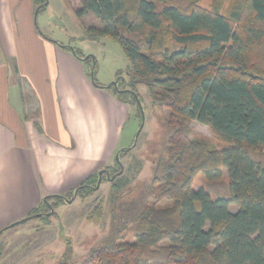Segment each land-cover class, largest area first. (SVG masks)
Segmentation results:
<instances>
[{"label": "trees", "instance_id": "obj_1", "mask_svg": "<svg viewBox=\"0 0 264 264\" xmlns=\"http://www.w3.org/2000/svg\"><path fill=\"white\" fill-rule=\"evenodd\" d=\"M46 1L34 0L36 9ZM224 2L208 8L200 0H80L77 15L99 22L89 27L90 39L112 37L130 62L128 80L120 71L121 87H109L116 97L138 106L143 84L169 114L155 189L131 201L114 196L107 237L81 261L69 246L58 264H264V0H231L223 10ZM91 61L85 59L88 67ZM194 120L225 146L196 134ZM223 168L226 195L195 188L197 176L221 179ZM62 198L46 197L30 215ZM131 225L134 240H124Z\"/></svg>", "mask_w": 264, "mask_h": 264}, {"label": "crops", "instance_id": "obj_2", "mask_svg": "<svg viewBox=\"0 0 264 264\" xmlns=\"http://www.w3.org/2000/svg\"><path fill=\"white\" fill-rule=\"evenodd\" d=\"M36 10L0 0V230L110 167L130 115L83 57L38 32Z\"/></svg>", "mask_w": 264, "mask_h": 264}, {"label": "rangeland", "instance_id": "obj_3", "mask_svg": "<svg viewBox=\"0 0 264 264\" xmlns=\"http://www.w3.org/2000/svg\"><path fill=\"white\" fill-rule=\"evenodd\" d=\"M214 1L200 0L202 6L208 8ZM230 1L225 0L223 10L227 9ZM79 7L80 0H47L45 8L38 11L34 18L38 32L52 41H60L76 48L84 57L91 56L95 61L93 77L97 85L109 87L117 81L120 71H123L120 80H128L125 70L130 62L122 46L108 36L100 40L90 39L89 27L99 26V22L93 16H78L76 11ZM93 59L89 62L92 81ZM109 91L114 93L111 88ZM137 92L142 101L144 118L137 105L124 102L129 107L130 115L120 137L118 151L126 148L120 154V163L116 159V153L110 167H106L108 173L103 172L99 188H96L98 176L72 202L68 201L72 199L76 188L60 200L50 199L39 211L42 215L5 230L0 235V264H58L69 246L73 251V260L81 261L109 234L114 196L131 201L155 189L152 179L166 138L164 123L169 110L152 103L145 85H139ZM191 127L196 134L208 139L215 148L221 149L225 146L224 142L215 138L207 125L194 120ZM222 170V178L213 181H208L205 174H200L195 180V188L205 187L214 198L226 195L229 181L227 170ZM115 185L120 188L115 189ZM149 199L153 201V197ZM167 203V200L160 202L161 205ZM230 209L235 212L237 206L231 205ZM16 231H20L18 236H13ZM9 236L14 243L10 244L6 240ZM124 240H134L132 225L125 233ZM5 241L8 242L7 246H4Z\"/></svg>", "mask_w": 264, "mask_h": 264}, {"label": "water", "instance_id": "obj_4", "mask_svg": "<svg viewBox=\"0 0 264 264\" xmlns=\"http://www.w3.org/2000/svg\"><path fill=\"white\" fill-rule=\"evenodd\" d=\"M37 12H38V10H36V15H37ZM72 50H73V49H72ZM73 51H74V50H73ZM88 58H89V56L83 57L84 60H85V59H88ZM92 59H93V58H92ZM94 64H95V61H94V59H93V65H94ZM93 72H94V67H93V69H92V77H93ZM111 85L117 86V81H114ZM111 85H109V87H111ZM135 97H136V99H137L138 106L140 107V109H141V113H142V116H143V118H144V113H143L142 103H141V101H140V98H139L138 95H135ZM142 127H143V125H142L141 128L139 129V133L141 132ZM136 139H137V138H136ZM135 143H136V141H135ZM135 143L133 144V146L135 145ZM123 149H125V148L120 149V150L117 152V154H116V159H117V161H118L119 163H120V153L123 151ZM103 172L108 173V171H107L106 169H103V170L99 171V173H98L99 179H98V183H97L96 188H99V187H100V183H101V181H102V175H103ZM112 178L114 179V178H115V175H114ZM78 191H79L78 188H76V189L74 190V195H73L72 199H70L68 202H72V201H73V199H74V198L76 197V195L78 194ZM45 200H46V199H45ZM40 215H42V213H38V214H34V215H31V216H28V217L22 219L21 221H18V222H16V223H14L13 225L18 224V223L23 222V221H26V220H28V219H30V218H32V217H38V216H40ZM11 226H12V225H11Z\"/></svg>", "mask_w": 264, "mask_h": 264}]
</instances>
